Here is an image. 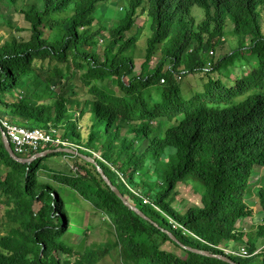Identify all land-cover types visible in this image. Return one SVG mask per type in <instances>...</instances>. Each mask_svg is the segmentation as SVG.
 Masks as SVG:
<instances>
[{
    "label": "trees",
    "instance_id": "obj_1",
    "mask_svg": "<svg viewBox=\"0 0 264 264\" xmlns=\"http://www.w3.org/2000/svg\"><path fill=\"white\" fill-rule=\"evenodd\" d=\"M107 1L33 0L19 11L29 37L0 44V126L51 125L78 153L22 165L9 157L0 134V264H96L108 254L100 241L88 240L77 252L62 241L71 227L69 205L39 174L52 156L78 169L50 178L90 214L106 216L122 264H228L188 249L226 256L224 243L243 241L237 224L251 217L245 198L254 170L264 168V0H125L124 16L106 28L95 15ZM138 19L142 25L132 33ZM227 22L237 42L223 52ZM144 34L143 62L133 75V52ZM243 49L251 60L240 63L238 78L225 75L224 62ZM198 74L207 83L184 98L178 83ZM81 155L93 158L148 220L126 207ZM180 183H191L201 201L183 215L169 202ZM254 195L264 221V184ZM255 229L264 239V222ZM167 244L179 253L163 249ZM246 246L253 253L254 245ZM227 257L264 264V255Z\"/></svg>",
    "mask_w": 264,
    "mask_h": 264
},
{
    "label": "rangeland",
    "instance_id": "obj_2",
    "mask_svg": "<svg viewBox=\"0 0 264 264\" xmlns=\"http://www.w3.org/2000/svg\"><path fill=\"white\" fill-rule=\"evenodd\" d=\"M33 0H22V2H18L16 5L12 6L8 3L7 0H0V44L9 39L11 36H14L18 39H27L29 37L28 25L24 23L22 16L19 14L21 9L27 10L31 5ZM125 0H109L106 2L104 7L100 11H98L95 15L97 19H99L102 26L106 28L112 27V25H117L119 20L124 16ZM199 11V10H198ZM196 16L198 14L195 13ZM262 16V26L264 31V11L261 12ZM97 22V21H96ZM143 20L138 19L137 23L134 25L132 29V33H134L135 27H140L142 25ZM227 28L225 29V34L223 36L225 47L223 52L230 51V49H235L237 39L232 33V24L227 22ZM17 29H23L22 31H17ZM131 35V34H130ZM142 35V33H141ZM140 35V37H141ZM249 41L255 38L254 35L250 34L249 37H246ZM145 34L140 38L137 50L133 52L135 58V69L133 75H136L140 71V65L143 62L142 55L143 50H141L144 46ZM262 54H264V43H260L259 47ZM235 57L231 62L229 59L224 62L223 65V73L225 75L230 76V74L237 77L240 63L246 64V61H250V53L247 49H243L240 52L235 53ZM217 58H215L216 60ZM232 70V71H231ZM241 72V71H240ZM218 78V73L217 76ZM238 78V77H237ZM227 82L229 78H224ZM192 81L195 83L191 84ZM197 81V82H196ZM208 77L203 76L201 74L198 75H186L180 82L178 83L181 90L182 96L184 98H188L193 91H200L203 83H207ZM71 83H76L75 80H72ZM161 83V81H160ZM229 85V84H227ZM191 86H194L193 88ZM54 94L58 93L57 89H54ZM33 125V124H32ZM79 129L84 128V124H78ZM59 133L62 135V131L59 130ZM70 143V142H69ZM72 145V143H70ZM52 147L54 145H51ZM73 146V145H72ZM100 152H96L95 156L99 157ZM71 165L74 166L73 162H69L65 157L62 156H52L49 157L45 162L44 166H46L45 171H40V181L42 183L51 185L55 187L59 192V195L62 199H64L69 207V224L70 228L65 232L62 241L70 248H72L75 252L82 249V245L86 244L88 240H96L104 243L108 250L107 256L103 259H99L96 264H122L121 259L119 257V251L116 247L112 238L113 228L111 224L107 222L106 216H100L96 214H90L88 211L89 207L85 204L80 203L79 200L69 197V192H65L63 188L57 185L53 180H51V173H62L64 175H72V171L70 170ZM2 172V170H1ZM261 180V181H260ZM264 168L263 169H255L253 173V177L251 179V185H254V188L250 191V194L245 198V202L248 204L247 210L251 211V217L245 218L242 220V223L237 224V227H241V233L243 234V241H229L224 243V247L229 250H238L241 246L244 245H254L255 249L264 244V239L257 238L256 236V225L261 222V216L259 212L261 211V207L259 205L258 198L254 195L255 191L264 184ZM258 185V186H257ZM175 192V194H174ZM172 196L169 199L170 208L177 212L179 215H183L189 208L192 207H201L200 195L194 193V189L191 183L188 185L180 183L174 189ZM37 207V206H35ZM105 219V221H103ZM253 227V228H252ZM5 234L3 229L1 230V235ZM165 250H172L175 253H179V251L173 248L171 245H165L163 247Z\"/></svg>",
    "mask_w": 264,
    "mask_h": 264
},
{
    "label": "built area",
    "instance_id": "obj_3",
    "mask_svg": "<svg viewBox=\"0 0 264 264\" xmlns=\"http://www.w3.org/2000/svg\"><path fill=\"white\" fill-rule=\"evenodd\" d=\"M212 55V52L209 53ZM163 83V80H161ZM2 130L4 131L12 151L18 157H24L37 152L40 148H44L48 145L59 146L61 148H71V144L62 138L59 130L54 129L51 125L48 126L47 130L39 128H26L24 126L11 124L8 122L1 123ZM73 172H78V169L71 167ZM148 200L142 198V204H148ZM173 228L177 225L170 222ZM223 252L226 256H234L241 258H249L258 255H264V244L259 246L257 249L250 253L247 246H241L238 250H229L223 248Z\"/></svg>",
    "mask_w": 264,
    "mask_h": 264
},
{
    "label": "water",
    "instance_id": "obj_4",
    "mask_svg": "<svg viewBox=\"0 0 264 264\" xmlns=\"http://www.w3.org/2000/svg\"><path fill=\"white\" fill-rule=\"evenodd\" d=\"M0 134L2 137V142L5 148V151L7 152V154L9 155V157L22 165H29L32 162L41 159V158H45L49 155L52 154H56V153H62V154H71V155H77L78 153L75 150H72L70 148H57V149H47L43 152L40 153H35L33 155H31L30 157H18L17 155H15V153L12 151V148L10 146V143L4 133V131L2 130L1 126H0ZM81 157H83L86 161L94 164L97 167V170L99 172V174L101 175L102 179L104 180V182L110 187V189L117 195V197L123 202V204L128 207L130 210H132L134 213H136L137 215H139L140 217H142L145 220H148L137 208H135L134 206H132L123 196L122 194L111 184V182L107 179V177L104 175L103 171L95 164V161L93 158H89L86 156L81 155ZM62 224H65V219L62 220ZM169 237L176 242L174 236H172L171 234H168ZM188 249V248H187ZM190 251H194L198 254L204 255V256H209V257H215L217 259H220L228 264H236L235 262H233L230 258H228L227 256H221V255H211L209 252H203V251H196V250H191L188 249Z\"/></svg>",
    "mask_w": 264,
    "mask_h": 264
}]
</instances>
